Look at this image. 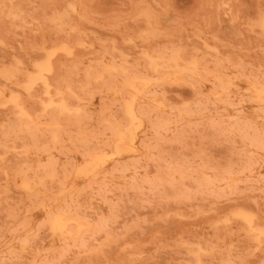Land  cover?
Wrapping results in <instances>:
<instances>
[{
  "label": "rangeland",
  "instance_id": "rangeland-1",
  "mask_svg": "<svg viewBox=\"0 0 264 264\" xmlns=\"http://www.w3.org/2000/svg\"><path fill=\"white\" fill-rule=\"evenodd\" d=\"M263 98L264 0H0V264H264Z\"/></svg>",
  "mask_w": 264,
  "mask_h": 264
},
{
  "label": "bare ground",
  "instance_id": "bare-ground-1",
  "mask_svg": "<svg viewBox=\"0 0 264 264\" xmlns=\"http://www.w3.org/2000/svg\"><path fill=\"white\" fill-rule=\"evenodd\" d=\"M147 57H148V56H147ZM150 59H151V58H150ZM173 59H174V58H173ZM50 60H51V59H49L48 63H50ZM146 60H147V59H146ZM154 60H155V59H154ZM149 61H150V60H149ZM172 61H173V60H172ZM172 61H171V62H172ZM150 62L152 63V59H151ZM167 64H168V63H167ZM48 65H49V64H48ZM50 65H51V64H50ZM146 65H147V64H146ZM149 65H150V63H149ZM149 65H148V68H149ZM151 65H152V64H151ZM41 66H42V65H41ZM51 66H52V65H51ZM190 66H191V64H190ZM194 66H195V65H194ZM168 67H169V66H168ZM52 68H53V67H52ZM160 68H161V67H160ZM174 68H176V66H175ZM177 68H178V67H177ZM177 68H176V69H177ZM108 69H109V68H108ZM108 69H107V70H108ZM112 69H113V67H112ZM112 69H111V68L109 69V70L111 71V73H112ZM179 69H180V68H179ZM184 69H185V68H184ZM186 69H187V68H186ZM186 69H185V71H186ZM52 70H53V69H52ZM165 70H166V69H165ZM174 70H175V69H174ZM174 70H173V71H174ZM188 70H189V68H188ZM188 70H187V71H188ZM110 71H109V72H110ZM153 71H154V70H153ZM180 71H181V69H180ZM182 71H184L183 68H182ZM182 71H181V72H182ZM185 71H184V73H185ZM187 71H186V72H187ZM189 72L192 73L193 71L191 70V71H188V73H189ZM36 73H37V71H36ZM43 73H44V72H43ZM116 73H117V72H116ZM123 73H125V72H123ZM150 73H151V72H150ZM45 74H46V73H45ZM173 74H174V73H173ZM99 75H100V74H99ZM159 75H160V74H159ZM164 75H165V74H164ZM166 75H167V74H166ZM170 75H171V74H170ZM170 75H169V76H170ZM176 75H177V74H176ZM192 75H193V74H192ZM156 76H157V75H156ZM169 76H166V77H169ZM100 77H101V76H100ZM127 77H128V76H127ZM159 77H160V76H159ZM46 78H47V77H46ZM46 78H44V79L46 80ZM89 78H90V77H89ZM145 79H147V78H145ZM161 79H162V77H161ZM172 79H173V78H172ZM175 79H176V78H175ZM131 80L133 81V79H131ZM134 80H135V79H134ZM152 80H154V79H152ZM152 80H150V81H152ZM155 80H156V77H155ZM164 80H167V78L164 79ZM216 80H217V79H216ZM135 81H136V80H135ZM142 81L145 82V80H142ZM161 81H162V80H160L159 82H161ZM173 81H174V80H173ZM144 82H142V83H144ZM159 82H158V83H159ZM218 82H219V81H218ZM28 83H29V82H28ZM31 83H32V82H31ZM128 83H129V81H128ZM148 83H149V82H148ZM148 83L145 82V85L148 84ZM42 84H43V83H42ZM130 84H131V83H130ZM130 84H129V85H130ZM140 84H141V81H140ZM133 85H134V82H133ZM251 85H253V88H255V86H254V84L252 83V81H251ZM126 86H127V84H126ZM147 86H149V85H147ZM216 86H217V85H216ZM249 86H250V85H249ZM47 87H48V84H47ZM144 87H146V86H143V88H144ZM114 88H115V87H114ZM114 88H113V89H114ZM122 88H123V87H122ZM127 88H128V86H127ZM131 88H132V87H131ZM131 88H130V89H131ZM133 88H134V87H133ZM258 88H259V86H258L256 89H258ZM261 88H262V87H261ZM48 89H49V88H46L45 90H48ZM115 89H116V88H115ZM122 90H123V89H122ZM133 90H135V89H133ZM143 90H144V89H142V91H143ZM213 90H214V89H213ZM130 91H131V90H130ZM142 91H138V90H137V93H138V92H142ZM144 91H145V90H144ZM260 91H261V90H260ZM262 91H263V90H262ZM29 92H30V91H29ZM115 92H116V91H115ZM253 92H254V91H253ZM131 93H132V92H130V94H131ZM147 93H148V92H147ZM216 93H217V92H216ZM220 93H223V92H220ZM254 93H255V92H254ZM46 94H47V93L45 92V95H46ZM61 94H62V93H61ZM117 94L119 95V92H117L116 95H117ZM252 94H253V93H252ZM260 94H261V93H260ZM47 95H49V94H47ZM138 95H139V94H138ZM217 95H218V94H216L214 97H217ZM220 95H221V94H220ZM258 95H259V94H258ZM51 96H52V95H51ZM119 96H120V95H119ZM133 96H134V95H133ZM120 97H121V96H120ZM139 97H140V96H139ZM254 97H255V96H254ZM256 97H257V96H256ZM256 97H255V100L257 99ZM261 97H262V96H261ZM131 98H132V97H131ZM252 98H253V97H252ZM149 99H150V98H149ZM155 99H156V97H155ZM258 99H259V97H258ZM263 99H264V98H263ZM121 100H122V99H121ZM151 100H153V99H151ZM151 100H149V102H150ZM16 101H18V100H16ZM128 101H129V100H128ZM130 101H131V99H130ZM156 101H157V99H156ZM210 101H211V100H210ZM125 102H126V101H125ZM125 102H124V103H125ZM259 102H260V101H259ZM17 103H18V102H17ZM59 103H61V101H60ZM155 103H156V102H154V107H155V105H156ZM122 104H123V101H122ZM126 104H127V103H126ZM162 104H163V103H162ZM162 104H160V105H162ZM257 104H258V103H257ZM46 105H47V104H46ZM55 105H56V106H55ZM55 105H54L55 107H58L57 104H55ZM129 105H130V104H129ZM158 105H159V100H158ZM158 105H157V106H158ZM15 106H16V105H15ZM44 106H45V105H44ZM62 106L64 107V103H63ZM62 106H61L60 110H62ZM262 106H264V103H263ZM130 107H131V106H129V109L127 110V116L129 115V116L133 117L132 114H133L134 111H133V108H131V109H132V110H131ZM161 107H162V106H161ZM58 108H59V107H58ZM124 108H125V107H124ZM155 108L157 109V107H155ZM163 108H165V107L163 106ZM44 109H45V108H44ZM158 109L160 110V106L158 107ZM19 110H20V112H21L22 108H21V109L18 108V111H19ZM60 110H59V111H60ZM63 110H65V107H64ZM22 111H23V110H22ZM66 111H67V110H66ZM20 112H18V113H20ZM64 112H65V111H62V113H64ZM70 112H71V111H70ZM121 112H122V111H121ZM261 112H262V111H261ZM25 113H26V112H25ZM25 113L22 114V116L25 115V117H26L27 114H25ZM68 113H69V111H68ZM124 113H125V109H124ZM20 114H21V113H20ZM124 115H125V114H124ZM22 116H21V117H22ZM125 116H126V115H125ZM27 117L29 118V116H27ZM28 118H27V120H28ZM137 118H138V117H136V119H137ZM121 119H122V118H121ZM128 119H129V118H128ZM134 119H135V118H134ZM138 119H139V118H138ZM20 120H21V118H20ZM20 120H19V122H20ZM129 120H130V119H129ZM128 122H129V121H128ZM135 123H136V122H133L132 125H134ZM143 123H144V122H143ZM137 124H139V123H137ZM137 124H135V125H137ZM138 127L140 128L139 125H138ZM27 128H28V127H27ZM116 128H117V127H116ZM125 128H127V127H125ZM143 128H144V127H143ZM261 128H262V126H261ZM122 129H123V128H122ZM114 130H115V129H114ZM119 130H120V129H119ZM123 131H124V130H123ZM115 132H116V131H115ZM138 132H139V131H138ZM117 133H118V134H117V138H118V142H119V144H122V143H125V142L129 141L128 139H130V138H129L127 132H121V131H118ZM133 135H134V132H133ZM82 139H83V138H82ZM137 139H138V138H137ZM80 141H81V139L79 140V142H80ZM84 141H85V140H84ZM84 141H83V142L81 141V142L84 143ZM131 141H132V138H131L130 142H131ZM128 143H129V142H128ZM126 144H127V143H126ZM117 145H118V143H117ZM108 146H109V145H108ZM124 146H125V144H124ZM131 146H132V145H130V147H131ZM135 146H136V145H135ZM128 147H129V146H128ZM117 148H118V147H117ZM72 149H73V148H72ZM126 149H127V148H126ZM138 150H139V149H138ZM93 152H94V151H93ZM125 152H126V150H125ZM114 153L116 154L115 150H114ZM129 153H130V152H129ZM103 154H104V153H103ZM113 155H114V154H113ZM116 155H118V153H117ZM130 155H131V154H130ZM114 156H115V155H114ZM121 156H123V154H122ZM111 157H112V156H111ZM111 157H110V158H111ZM123 157H124V156H123ZM88 158H89V157H88ZM88 158H87V159H88ZM90 158H91V159L89 160L90 162L88 163L87 166L81 168V166H82L81 164H82V163L80 164L81 166L79 165V166H80V169H81L80 172H79V174L90 173V171L94 169L93 163H94V162H97V161H99V160L102 161L103 156H102V154H100V153H96L95 155H93V157H90ZM107 158H108V156H107ZM117 158H119V157L117 156ZM87 159H86V161H87ZM106 160H107V159H106ZM83 161H84V160H83ZM104 161H105V160H104ZM104 161H103V162H104ZM108 161H109V160H108ZM108 161H107V162H108ZM37 162H38V161H37ZM87 162H88V161H87ZM97 164H98V162H97ZM102 164H104V163H102ZM105 164H106V162H105ZM83 166H84V164H83ZM36 167H37V166H36ZM102 167H104V165H103ZM77 168H79V167H77ZM95 169H96V168H95ZM97 169H98V168H97ZM97 169H96V171H95V170H93V171H95L96 173H98L99 171H98ZM101 169L103 170L104 168H101ZM101 169H100V170H101ZM102 170H101V171H102ZM105 170H106V169H105ZM75 171H77V169H76ZM97 171H98V172H97ZM101 171H100V172H101ZM95 172H94V173H95ZM107 172H108V171H107ZM105 173H106V172H105ZM75 175H76V174H75ZM90 175H91V174H90ZM92 175H93V174H92ZM92 175H91V177H93ZM63 176H64V175H63ZM71 176H72V175H71ZM86 176H87V175H86ZM86 176H85V177H86ZM81 177H82V176H81ZM96 177H97V175H96ZM72 178H74V177L72 176ZM68 179H69V178H68ZM77 179H79V178H78V175H77ZM85 179H86V178H85ZM91 179H93V178H91ZM94 179H95V178H94ZM79 180H80V179H79ZM87 180H89V179H87ZM81 181H84V180L81 179ZM60 182H61V181H60ZM72 182H73V181H72ZM74 183H75V181H74ZM30 187H31V186H30ZM73 187H74V186H73ZM76 188H77V187H76ZM76 188H75V189H76ZM73 189H74V188H73ZM30 190H32V188H31ZM62 193H64V192L62 191ZM60 200H61V199H60ZM58 202H60V201H58ZM43 207H44V206H43ZM47 213H48V212H47ZM242 216H243V214H242ZM60 217H61V216H60ZM245 217L247 218V216H245ZM248 217H249V216H248ZM53 218H54V216H53ZM237 218H238V217H237ZM250 218H251V217H250ZM250 218H249V220H250ZM57 219H58V218H57ZM62 219H65V218L61 217V222H62ZM52 220H53V219H52ZM55 220H56V219H55ZM242 220H243V219H242ZM246 220H248V219H246ZM251 221H252V218H251V220H250L249 223H253V221H252V222H251ZM59 222H60V221H58V222L56 221V222L53 223V227H54L55 229H57V228H62V227L65 226V225H57V223H59ZM61 222H60V224H62V223L64 224V221H63L62 223H61ZM65 222L67 223V219H66ZM76 222H77V221H76ZM247 223H248V222H246V224H247ZM48 224H50V222H48ZM74 224H75V223H74ZM66 225H67V224H66ZM78 225H79V222H78ZM252 225H253V224H252ZM65 227H67V226H65ZM78 228H80V227H78ZM83 228H85V227L83 226ZM250 228H251V226H250ZM76 229H77V228H76ZM251 230H252V229H251ZM255 230H258V228L255 229ZM255 230H254V232H257V231H255ZM63 231H64V230H63ZM63 231H62V232H63ZM76 231H77V230H76ZM80 231H81V230H80ZM258 231H260V230H258ZM69 232H70V231H69ZM251 232H252V231H251ZM261 232L263 233L262 230H261ZM65 233L67 234L68 231L65 232ZM78 233H79V232H78ZM81 233H82V231H81ZM262 233H261V236H262ZM74 234H76V233H74ZM258 234H259V233H258ZM263 234H264V233H263ZM76 235H77V234H76ZM259 235H260V234H259ZM77 236H78V235H77ZM54 237H55V236H54ZM61 237H63L62 234H61ZM68 237H69V236H68ZM78 237H79V236H78ZM64 238H65V237H64ZM108 238H109V237H108ZM65 239H67V235H66V238H65ZM69 239H70V238H69ZM71 239H72V238H71ZM74 239H75V237H74ZM76 239H77V238H76ZM76 239H75V240H76ZM106 239H107V238H106ZM256 240H257V238H256ZM103 242H105V241H103ZM23 245H24V244H23ZM23 247H24V246H23ZM198 247H199V246H198ZM198 264H199V263H198Z\"/></svg>",
  "mask_w": 264,
  "mask_h": 264
}]
</instances>
